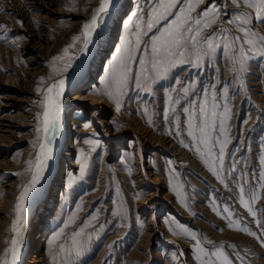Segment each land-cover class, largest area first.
Masks as SVG:
<instances>
[{
  "label": "rangeland",
  "instance_id": "rangeland-1",
  "mask_svg": "<svg viewBox=\"0 0 264 264\" xmlns=\"http://www.w3.org/2000/svg\"><path fill=\"white\" fill-rule=\"evenodd\" d=\"M96 1L98 0H52L46 3L47 7L57 11L52 13L45 7L38 11L31 9L28 0H0V97L7 91L13 92L15 88L10 87L11 85L18 86L25 82L27 59L34 56L33 50L25 49L27 37L25 38L21 26L28 23L34 29H41V25H46V35L53 43L48 53L46 50L42 53L47 59L44 72L37 84L32 86L34 92L37 93L36 89L40 87L42 93L45 83L66 73L59 70L68 57L73 62L75 49L82 42V39L73 42V37L82 34L72 17L78 12H86ZM151 3L152 0H127L126 6L104 17L101 24L103 47L98 48L100 55L94 56L96 65L89 75L90 84L85 93L101 96L107 102L104 101L100 106L91 103L83 106L81 102L72 104L76 117L72 118L75 129L72 130L73 137L70 141L75 143L76 150L72 152L70 160L75 165L65 168L64 178L50 212L51 224L45 238L51 241L61 230L63 235L58 237L56 244H46L44 252L51 257V264H198L194 252L196 241L187 234L180 233V228H186L197 234L201 246L206 249L211 250L212 245H225L233 264H264V247H261L260 240L230 230L227 221L222 218L227 215L223 213V208L228 206L234 213L233 218L241 220V226H247L264 239L261 237L264 229L258 227L247 210L239 204L238 190L233 180L227 178L225 173L228 184L225 188L193 149L181 146L180 139L188 142V138L177 137L174 123L163 119L165 91L170 86L179 87L174 83L176 79L183 80L185 84L195 81L199 92L203 86L216 83L219 78L217 91L227 83L234 94L230 120L232 139L227 151L237 159L247 161L251 170L258 172L259 156L264 147V58L255 57L249 62V71L244 76L246 91H238V81L233 79L231 65L223 56L222 49H217L215 58H205L199 67L192 64L178 66L168 79L154 84L151 92L130 84L118 110L102 94L101 81L125 35L134 39L131 35L135 30L134 26L130 25L126 30L125 24L130 19L135 20L132 15L134 12L145 13L147 19L146 13ZM209 3H214L220 9V17L206 34H218L219 29L225 28L231 35H238L236 28L239 22L229 24L227 21L234 20L242 11L249 12L252 17L250 26L264 34V23L255 19L253 10L236 8L231 0H205L193 15L199 14ZM22 12L26 14V20L21 15ZM65 48L69 49L68 57L53 65V58L63 57ZM136 55L140 58L143 52L138 51ZM132 68L133 73L138 72L139 65L134 63ZM69 70L70 68L67 72ZM41 78L43 84L38 83ZM97 90L101 94H95ZM74 93L75 91L71 92L70 96ZM184 106H187L186 103ZM40 109H36V116H31L32 118L16 117L12 121L18 124L22 122V125L14 135L8 136V141L11 142H4L2 146L5 154L0 158L3 163V170H0V200L4 196L6 185L2 182L11 179L21 186L24 177L28 175V162L35 161L38 153L37 128L40 126L37 117H42L43 113ZM145 109L151 116V125ZM178 113L183 121L179 106ZM107 122L114 125L115 132L118 131L111 139L103 132ZM85 123L90 126L85 127ZM166 129L171 130L172 134ZM145 136L152 142L147 153H143L142 149ZM86 141H98V145ZM167 142L171 146L170 151L163 145ZM230 155H226V170L233 163ZM4 166H14L15 173L4 178ZM242 167V164H237L238 173ZM248 170L249 168L244 167V171ZM141 178L144 185L139 182ZM245 188L247 191L248 185ZM260 195L261 198L253 207L257 210L256 219L264 222V212L261 211L264 210V190H261ZM144 201L148 203V208L143 212L141 204ZM213 201L218 206L220 215L213 211ZM117 210L121 213L119 216L114 214ZM93 216L97 219L93 220ZM81 227H84L85 236H91V240L79 256L66 261L64 255L56 253L55 249L61 243L70 244L71 234ZM208 241L211 243H207ZM229 245L236 246L235 252ZM237 252L240 258L237 257Z\"/></svg>",
  "mask_w": 264,
  "mask_h": 264
},
{
  "label": "snow or ice",
  "instance_id": "snow-or-ice-1",
  "mask_svg": "<svg viewBox=\"0 0 264 264\" xmlns=\"http://www.w3.org/2000/svg\"><path fill=\"white\" fill-rule=\"evenodd\" d=\"M204 2L205 0H152L146 13L147 19L143 12L132 14L135 20L130 19L125 24V29L127 30L130 25L134 26L135 30L131 34L134 39L125 35L101 81L102 94L106 95L118 110L121 107L122 97L127 94L130 84H134L137 89L142 88L151 92L154 84L168 79L170 73L178 66L192 64L199 67L205 58L214 59L217 49H222L223 56L231 65L233 79L238 81L236 85L238 91H246L244 76L249 71V62L255 57L264 58V34L250 26L252 17L249 12L244 11L236 15L234 20L227 21L229 24L239 22L236 28L238 35H231L225 28L219 29L218 34H206L219 19L220 9L214 3H209L207 8L193 15L197 7ZM231 3L236 8L243 7L253 10L255 19L264 23V0H231ZM113 4L114 0H100L99 7L83 24L82 35L73 37L74 43L82 39V51H86L92 43L93 34L104 22V17ZM179 5L183 6L179 7ZM144 37L147 39L145 40ZM68 51L69 49L65 48L64 56L54 57L52 64L55 65L57 61L68 57ZM138 51L143 52L140 58L136 55ZM134 63L139 65V70L135 73L132 68ZM70 67L71 57H68L59 71L66 72ZM38 83L43 84V78ZM174 83L179 87L170 86L165 91L166 107L163 109V119L174 123L177 137L186 136L188 138V142L180 139L181 146L193 149L225 188L228 187L226 176L233 180L238 190L239 204L247 210L257 226L264 229V222L256 219L257 210L253 207L261 198V190H264V147L259 156L258 172L252 171L247 161L237 159L228 153V145L232 139L230 135L231 100L234 98L229 85L225 83L217 91V85L220 84L218 78L216 83L203 86L197 92L198 85L195 81L185 84L183 80L176 79ZM64 88L65 80L59 79L47 87L43 100L40 102L43 113L42 117H37L40 125L37 128V140H40L42 134L43 142L39 143L35 161L28 162L27 171L31 178L17 197L14 207L15 218L11 226L13 238L10 241V247L0 259V264H17L19 259L22 230L27 218L25 203L29 194L41 183L48 167V161L52 158L51 145L60 131V98ZM36 91L39 94L41 88L37 87ZM95 94H101V92L97 90ZM184 103L187 106H184ZM178 106L183 114V121L178 113ZM145 115L149 116L148 123L151 125L152 120L147 109H145ZM244 122L247 123V121ZM89 126L85 124V127ZM166 131L172 134L171 130L166 129ZM86 143L98 145V141H86ZM226 155H230L233 161L227 170L225 169ZM237 164H242L249 170L244 171L242 167L238 173ZM83 171L82 166L81 174ZM245 185H248L247 191ZM212 208L217 215H220L215 201H213ZM261 211L264 212V210ZM223 213L227 214L222 218L227 221V227L230 230L252 236L260 240L261 247H264V239L258 237L247 226H241V220L233 218L234 213L228 206H224ZM114 214L119 216L121 213L117 210ZM92 219L95 220L97 217L93 216ZM180 233L187 234L196 241L194 252L198 264H233V260L225 250V245H212L209 250L201 246V240L197 239L195 232L180 228ZM61 235H63L62 230L52 237L50 246L56 244ZM261 237H264V231L261 232ZM90 240L91 236H85L84 227H81L71 234L70 244H59L55 252L62 253L66 261L70 260L73 256H79ZM228 247L235 252V245ZM236 255L240 258L238 252ZM53 258L55 259V254Z\"/></svg>",
  "mask_w": 264,
  "mask_h": 264
},
{
  "label": "bare ground",
  "instance_id": "bare-ground-1",
  "mask_svg": "<svg viewBox=\"0 0 264 264\" xmlns=\"http://www.w3.org/2000/svg\"><path fill=\"white\" fill-rule=\"evenodd\" d=\"M51 1L52 0H28V4L32 7L31 9H34L36 11L43 9L42 7H45V8H48L50 12L56 13L57 11L54 10L55 8L52 9V8L47 7L46 3L51 2ZM59 1L60 0H58V2ZM99 3H100V0L94 2L86 10V12L82 13L81 11V12H78L77 14H74L72 18L74 19L75 26L79 27L80 30H82L83 24L90 19L92 12L97 7H99ZM126 4H127V0H114V4L110 6L107 15H110L111 12L118 11L120 8L126 6ZM22 13L21 15L26 20V17H25L26 14L25 13L22 14ZM30 23L32 25V22ZM41 26H42L41 29L39 28L34 29L32 28L33 26L30 27L28 23L21 26V29L25 34L24 35L25 38L27 37L26 42L22 38L23 41L25 42V45H24L25 49L33 50L32 53L34 54V56L27 59V62H26L27 79L24 78L25 82H23V84L18 85V86L11 85L10 87L15 88L13 92L7 91L2 97H0L2 98L0 100V158H1L5 154V150L2 147L4 145V142L10 143L11 140L8 141V136L14 135L16 131L20 129L22 125V122L21 124L20 123L18 124L17 122H12V121L15 120L16 117L30 118L31 116H36L35 112L37 110H39L40 108L43 110L40 102L43 100V96L47 90V87L55 83L59 79L65 80L64 92H63L62 97L60 98V103H61L60 131L52 142V145H51L52 146V158L48 161V167L45 170L44 178L42 179L41 183L37 185L36 189H34L33 192L29 194V198L25 203V207L27 211V218L24 223L23 230H22V244L20 245L19 259L17 260V264H51V260H50L51 257L48 255V253L44 252V250L47 247L46 244L50 243V241L46 240L45 238V236L48 233L47 229L49 228L51 224L49 216H50V212L52 211V206L54 204L56 194L59 190L62 179L64 178V173L66 172L65 168L68 166H71L72 164L75 165V163H73L70 160L72 152L76 150L75 143H71L70 141L71 138L73 137L72 130L75 129L74 128L75 121H72V118L76 117V112H73L74 106H72V104L76 102H81L83 106H87L88 103H91V105L100 106V104L104 103V101L107 102L101 96L90 95V94L85 93L88 90V87L90 84L88 83L90 81L89 75L92 72V68H94L96 65V63H94V56L100 55V51L98 52V48L102 49L103 47V45L101 44V36H102L101 25L100 27L97 28L96 33L93 34L92 43L89 45L86 51H82L83 42H81L80 45L76 47L75 49L76 54L73 60L74 64H72L73 62L71 63L70 70L68 72L66 71V73H64L63 75H60V77H57V78L55 77L53 80H49L47 83H45V87L42 93L38 94L34 92V90L32 89L33 88L32 86H34L33 84L36 83L40 79L41 73L44 72V67L46 65L47 59L44 55H42V53L44 52V50H46V53H48L50 51V48L53 45L52 41H50L46 35L47 29H48L47 26L46 25L45 26L41 25ZM73 91H75V93L73 94V96H70L71 92ZM33 107H35L37 110L34 109ZM106 125L107 127L104 128L103 132H106L105 134L109 137V139H111L110 137H113L112 135L117 134L118 131L117 130L116 132L114 131V128H113L114 125L111 122ZM144 140H145L144 143L142 141L143 143L142 149H143V153H147L148 149L152 145V142L146 136L144 137ZM42 142H43V135L41 134V138L37 144L38 151H39V143H42ZM168 143L169 142L165 144L163 143V145L165 146L167 151L168 150L170 151L171 146H168L167 145ZM176 144L177 143H175V145ZM68 162L69 164L67 165ZM0 170H3V163L1 161H0ZM4 171H5L4 178L10 177L11 175L10 173L12 174L15 173L14 166L13 167L4 166ZM30 178H31L30 174L28 173V175L24 177V180L21 186L19 185L17 181L15 182L11 179L9 180L5 179L2 182L6 185L4 188L5 189L4 196L0 200V259L3 258L5 251L10 247V241L13 238V234L11 232V226H12V221L15 218L14 217V207L17 201V197L22 191L23 186L28 183ZM142 179L143 178H141L139 182L142 185H144L145 183H143ZM147 204L148 203L146 201L142 202L141 207H142L143 212L147 210L148 208Z\"/></svg>",
  "mask_w": 264,
  "mask_h": 264
}]
</instances>
